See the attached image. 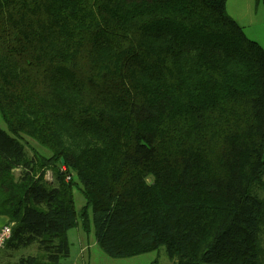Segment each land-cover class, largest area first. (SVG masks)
<instances>
[{
    "label": "trees",
    "instance_id": "1",
    "mask_svg": "<svg viewBox=\"0 0 264 264\" xmlns=\"http://www.w3.org/2000/svg\"><path fill=\"white\" fill-rule=\"evenodd\" d=\"M226 2L0 0V264H65L74 228L263 264L264 49Z\"/></svg>",
    "mask_w": 264,
    "mask_h": 264
},
{
    "label": "rangeland",
    "instance_id": "2",
    "mask_svg": "<svg viewBox=\"0 0 264 264\" xmlns=\"http://www.w3.org/2000/svg\"><path fill=\"white\" fill-rule=\"evenodd\" d=\"M226 11L242 26L246 36L256 41L264 49L263 5H255L254 0H227ZM0 128L9 133L1 120ZM27 141L29 145L33 146L41 154L49 155L50 152L46 148L38 145L33 140L27 139ZM45 179L49 182L51 181L50 172H46ZM73 198L75 208L79 209L84 204V199L76 187L73 189ZM67 238L70 244V255L64 258L63 262L65 264H172L163 248L131 257H110L96 243L93 231L85 236L79 229H70L67 233ZM29 251L33 252L35 250L31 248ZM4 252L5 249L2 247L0 254H4ZM23 252L25 253V250ZM15 259L13 256L8 259V262L11 263Z\"/></svg>",
    "mask_w": 264,
    "mask_h": 264
},
{
    "label": "built area",
    "instance_id": "3",
    "mask_svg": "<svg viewBox=\"0 0 264 264\" xmlns=\"http://www.w3.org/2000/svg\"><path fill=\"white\" fill-rule=\"evenodd\" d=\"M9 236H10V224H4L0 228V249L4 246V243L6 239L9 238Z\"/></svg>",
    "mask_w": 264,
    "mask_h": 264
},
{
    "label": "crops",
    "instance_id": "4",
    "mask_svg": "<svg viewBox=\"0 0 264 264\" xmlns=\"http://www.w3.org/2000/svg\"><path fill=\"white\" fill-rule=\"evenodd\" d=\"M7 218L4 217V216H1L0 215V228L4 225V224H7Z\"/></svg>",
    "mask_w": 264,
    "mask_h": 264
}]
</instances>
